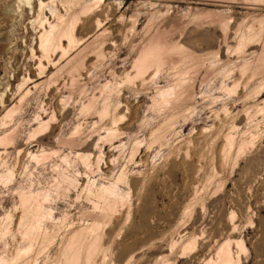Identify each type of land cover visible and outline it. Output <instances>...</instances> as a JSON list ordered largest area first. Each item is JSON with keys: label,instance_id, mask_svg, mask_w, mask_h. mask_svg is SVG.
<instances>
[{"label": "rangeland", "instance_id": "rangeland-1", "mask_svg": "<svg viewBox=\"0 0 264 264\" xmlns=\"http://www.w3.org/2000/svg\"><path fill=\"white\" fill-rule=\"evenodd\" d=\"M0 264H264V0H0Z\"/></svg>", "mask_w": 264, "mask_h": 264}, {"label": "bare ground", "instance_id": "bare-ground-1", "mask_svg": "<svg viewBox=\"0 0 264 264\" xmlns=\"http://www.w3.org/2000/svg\"><path fill=\"white\" fill-rule=\"evenodd\" d=\"M44 1V0H43ZM41 2V1H40ZM43 6V5H42ZM44 7V6H43ZM96 16V15H95ZM79 17V16H78Z\"/></svg>", "mask_w": 264, "mask_h": 264}]
</instances>
